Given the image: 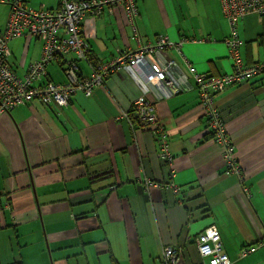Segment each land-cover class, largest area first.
<instances>
[{
  "label": "crops",
  "instance_id": "0c3cea01",
  "mask_svg": "<svg viewBox=\"0 0 264 264\" xmlns=\"http://www.w3.org/2000/svg\"><path fill=\"white\" fill-rule=\"evenodd\" d=\"M33 8L55 9L59 0H24ZM3 4L0 29L9 11ZM136 24L143 41L158 34L187 41L181 53L166 49L191 77L195 72L231 71L223 43L229 26L219 0H136ZM240 56L264 60V14L237 21ZM90 54L108 62L118 50L137 48L121 5L87 16L82 25ZM8 62L24 75L41 53L34 37L8 41ZM77 77L90 62L74 54L46 66L48 79ZM186 89L160 97L150 86L159 121L174 157L170 168L156 155L158 135L124 118L133 99L147 88L128 67L112 71L86 96L77 91L65 106L32 101L0 115V264H158L162 248L177 245V264H196L195 237L210 224L220 232L230 264H264V72L214 94L234 145L241 176L225 173L222 147L210 138L198 92ZM113 178V179H112ZM112 181H111V180ZM144 179L160 182L146 188ZM166 182L178 187L174 192ZM246 193V194H245ZM260 244L242 257L244 247Z\"/></svg>",
  "mask_w": 264,
  "mask_h": 264
},
{
  "label": "built area",
  "instance_id": "2783aa9c",
  "mask_svg": "<svg viewBox=\"0 0 264 264\" xmlns=\"http://www.w3.org/2000/svg\"><path fill=\"white\" fill-rule=\"evenodd\" d=\"M10 11L3 29L0 31V115L36 100L43 105L65 106L73 93L83 92L90 96L95 86L103 83L108 75L122 68H130L137 79L146 86L137 98L131 102L129 111L123 114L129 124H139L151 128L158 135L156 155L172 167L173 155L169 148L168 133L157 117L155 101L148 98L150 86L159 87L160 97L177 94L188 86V77L193 81L198 92V100L207 118L206 128L211 138L222 147L225 173L241 176V167L234 157V145L226 132L224 121L218 110L213 106L214 94L230 84L250 79L264 72V60L248 64L240 56L239 48L243 41L237 30V21L245 14H264V0H219L223 15L229 26V36L223 41L232 62V69L222 75H207L195 72L188 63L191 73L186 76L174 59L163 60L160 57L166 49L174 48L181 53L187 41L204 43L208 38L172 40L166 34H158L154 42L141 39L136 17L138 15L135 0H59L55 9L46 7L31 8L23 0H8ZM121 5L136 39L137 48L118 50L115 57L108 62L90 63V72L81 78L77 77V66L69 62L64 68L67 78L59 84L48 81L46 66L52 62L60 63L62 58L74 54L78 60H87L89 44L84 37L82 25L87 16L98 15L105 8L108 11ZM34 37L41 43L39 58L30 64L24 75H18L10 66V55L7 41L18 38ZM184 57V56H183ZM186 62L187 59L183 58ZM88 61V60H87ZM146 188L159 187L160 182L144 179ZM174 192L178 187L166 182ZM200 261L198 264H230L231 260L223 250L220 232L216 225L210 224L195 237ZM244 247L240 256L253 252L260 244ZM181 257L180 246L168 245L162 248L158 264H177Z\"/></svg>",
  "mask_w": 264,
  "mask_h": 264
},
{
  "label": "trees",
  "instance_id": "16d2710c",
  "mask_svg": "<svg viewBox=\"0 0 264 264\" xmlns=\"http://www.w3.org/2000/svg\"><path fill=\"white\" fill-rule=\"evenodd\" d=\"M1 1H3V2H6V3H8L9 4V11H10V7H11V4L8 2V0H1ZM23 2H24V0H23ZM24 4H25V2H24ZM26 5V4H25ZM59 5V4H58ZM135 5H136V9H137V13H138V8H137V4H136V0H135ZM123 8V7H122ZM106 9V8H105ZM9 11H8V14H9ZM102 12H103V10H102ZM8 14H7V17H8ZM7 20V19H6ZM5 23H6V21H5ZM5 23H4V25H5ZM4 25H3V27H4ZM3 27L0 29V31L3 29ZM139 29V28H138ZM228 36H229V34H228ZM228 36H226V38L228 37ZM225 38V39H226ZM224 39V40H225ZM87 41V40H86ZM224 43V42H223ZM92 65H95V63L97 62V60H94L93 59V57L91 56V54H90V48H89V54H88V56H87V58H86ZM193 67V66H192ZM258 75V74H257ZM256 76V75H255ZM255 76H253V77H255ZM253 77H251L250 79H252ZM46 79L48 80V81H51V80H49L48 79V76L46 77ZM248 80V79H247ZM238 83V82H237ZM235 84V83H234ZM230 85H233V84H230ZM230 85H228V86H230ZM227 86V87H228ZM32 101H34V100H32ZM31 101V102H32ZM36 101V100H35ZM30 103V102H29ZM27 104V103H26ZM25 105V104H24ZM22 106V105H21ZM210 138H211V135H210ZM241 172H242V170H241ZM220 240H221V237H220ZM199 255V254H198ZM199 261H200V256H199ZM199 261L196 263V264H198L199 263Z\"/></svg>",
  "mask_w": 264,
  "mask_h": 264
},
{
  "label": "rangeland",
  "instance_id": "374dc122",
  "mask_svg": "<svg viewBox=\"0 0 264 264\" xmlns=\"http://www.w3.org/2000/svg\"><path fill=\"white\" fill-rule=\"evenodd\" d=\"M30 7V6H29ZM31 8H33V7H31ZM3 4L2 3H0V16L2 17V15H3ZM14 40V39H13ZM9 41V40H8ZM8 41H7V46H8ZM8 49H9V47H8ZM9 52H10V49H9ZM129 111V110H128Z\"/></svg>",
  "mask_w": 264,
  "mask_h": 264
},
{
  "label": "bare ground",
  "instance_id": "6f19581e",
  "mask_svg": "<svg viewBox=\"0 0 264 264\" xmlns=\"http://www.w3.org/2000/svg\"><path fill=\"white\" fill-rule=\"evenodd\" d=\"M228 36V35H227ZM113 179V178H112ZM111 180V179H110ZM112 181V180H111ZM246 194V193H245Z\"/></svg>",
  "mask_w": 264,
  "mask_h": 264
}]
</instances>
